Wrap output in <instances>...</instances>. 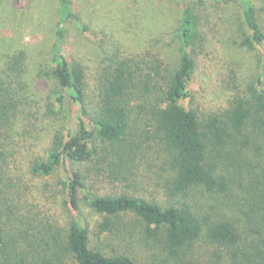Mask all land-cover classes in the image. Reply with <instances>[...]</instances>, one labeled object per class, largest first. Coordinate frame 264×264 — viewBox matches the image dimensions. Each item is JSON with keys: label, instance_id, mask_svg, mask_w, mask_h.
I'll return each instance as SVG.
<instances>
[{"label": "trees", "instance_id": "trees-1", "mask_svg": "<svg viewBox=\"0 0 264 264\" xmlns=\"http://www.w3.org/2000/svg\"><path fill=\"white\" fill-rule=\"evenodd\" d=\"M176 1L171 62L0 41V264H264V0Z\"/></svg>", "mask_w": 264, "mask_h": 264}, {"label": "rangeland", "instance_id": "rangeland-1", "mask_svg": "<svg viewBox=\"0 0 264 264\" xmlns=\"http://www.w3.org/2000/svg\"><path fill=\"white\" fill-rule=\"evenodd\" d=\"M70 1L72 12L86 27V34L75 29L70 21L64 46L68 53L73 49L79 60L89 66L92 62L96 65L115 49L128 55L150 51L165 62H171L175 57L177 47L168 37L178 24L180 5L176 0ZM56 4L55 0H48L46 6L37 3L26 6L0 0V41H6L3 45L7 49L10 45H14V49L36 47L33 52L41 58V53L49 50L51 30L56 21ZM262 23L264 25V17ZM37 144L35 151L39 149V140ZM60 216L65 218L62 214ZM83 217L93 225L94 217L86 208ZM44 229L50 228L45 225ZM123 242L125 244L119 245V251H131L141 264L149 262L148 253L142 251L146 243L136 240Z\"/></svg>", "mask_w": 264, "mask_h": 264}]
</instances>
